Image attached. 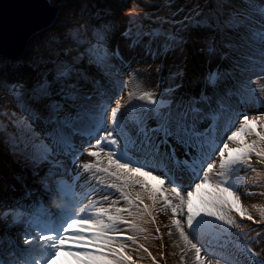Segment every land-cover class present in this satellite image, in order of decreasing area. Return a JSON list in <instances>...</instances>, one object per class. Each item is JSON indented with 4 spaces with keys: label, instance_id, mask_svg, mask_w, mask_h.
<instances>
[{
    "label": "snow or ice",
    "instance_id": "obj_1",
    "mask_svg": "<svg viewBox=\"0 0 264 264\" xmlns=\"http://www.w3.org/2000/svg\"><path fill=\"white\" fill-rule=\"evenodd\" d=\"M148 15L129 13L130 27L121 36L130 52L140 45L153 56L182 50L186 32L212 30L202 51L215 67L198 78L201 88L177 92L179 84L165 88L161 79L148 89L125 67L120 48H113L115 24L105 12L87 8L79 19H65L43 33L26 75L11 76L0 61V91L6 94L0 142L31 168L44 186L41 195L55 196L59 209L49 211L42 200L25 207L0 199V244L15 245L9 230L16 228L28 246L15 245L7 253L12 259L0 258V264H53L62 254L77 264H133L125 254L128 242L137 245L139 234L147 239L143 225H156L160 212L169 217L167 234L174 229L179 237L181 264L189 253L193 264H238L210 247L212 238L233 235L232 229L239 230L247 258L260 257L236 216L264 225V206L244 207L238 188L249 171L257 172L253 157L264 166V111L251 117L243 111L264 106V88L257 87L264 81V0L198 3L176 21L175 33L143 31L138 21ZM157 37L163 38V53L153 50ZM132 83L136 91L129 90ZM257 123L260 131L252 126ZM85 154L91 161L81 160ZM69 165L84 181L83 199H67L61 182L46 183L63 176ZM241 171L244 177H238ZM208 189L207 198L194 204V192ZM155 231L162 240L159 227ZM135 250L151 256L143 244ZM251 264H264V258Z\"/></svg>",
    "mask_w": 264,
    "mask_h": 264
},
{
    "label": "rangeland",
    "instance_id": "obj_2",
    "mask_svg": "<svg viewBox=\"0 0 264 264\" xmlns=\"http://www.w3.org/2000/svg\"><path fill=\"white\" fill-rule=\"evenodd\" d=\"M170 1H174L175 9V14L173 15L174 22L172 23L174 27L170 30L172 33H175L178 29H180V25L176 23V21L181 20L190 9L187 7H182L181 3H179L180 0ZM129 2L130 0H61L60 3L52 1L51 6L57 8L56 15L50 20L52 21L51 23L53 24L54 22V24L52 25L50 23V26L48 25L49 27L46 26L42 31L33 37H30L28 42L32 43V46L30 45L29 48L26 49L20 56L16 58L0 57V61H3L7 68L11 65H15L18 66L19 69L24 68L25 72L28 73L30 70L28 58L32 55L33 49L37 41L42 37L43 33L58 28L60 22L65 19H79L81 9H83V7L87 8L91 12H96L97 14H99L100 11L105 12L111 21L115 22L116 38L113 43V48L124 47L126 44H121V41L124 42V38L121 36V33H123L122 26L125 24L127 28L130 27L129 13L134 11V9H132L133 6H137V3L133 2L132 8H129ZM199 2L201 5H203L207 2V0H198L195 3L198 4ZM181 8H183L184 11L178 12V10ZM127 10L128 12H126ZM156 25H152L151 27L147 28L145 32L151 31L152 29L161 28L163 32L168 33V25L166 23L161 24L160 20H157ZM162 26H164L165 29H163ZM196 29L199 28H193L191 29L190 33H185V35H187L189 38L187 39V42L183 44L182 50L170 49L168 52L163 53L162 37H157V40L153 42L152 47L153 50L159 48V51L163 54L153 56L150 53H147L142 46H137L135 52H130L127 55H123L128 61L125 67L136 72L138 79L141 82H144L148 89H155L157 81L162 79L164 81L162 86L165 88H167L169 85H171L173 88H176V85L179 84L180 88H176L177 92H183L185 90H198L202 87V84L199 83V80L196 79V77H201L207 68L214 67L215 62L209 64L206 60L204 52L202 51V49L205 48L204 40L207 37L213 35L212 30L207 29L206 32H203L205 30L200 29L201 32H198ZM143 39V44H147L150 38L148 36H144ZM217 40H219V36H217ZM179 53H181L180 56H178ZM77 54L79 55L81 53L77 52ZM53 55L56 56L55 53H53ZM202 64L203 66H201ZM157 68H160L162 71L157 73ZM192 71H195L196 74H192ZM10 72H12V70H9V73ZM124 77L128 79L127 75H124ZM257 84L260 86V88H264V81H257ZM131 86H135L134 91H136L135 83H132ZM4 95V92L0 91V103L2 104L6 100ZM250 106H247L243 109L245 110L249 108L251 111L249 114L250 117L252 115H258L261 111H264V106L255 104ZM7 107L15 110L14 106L11 104H8ZM0 111L2 110L0 109ZM252 126L256 128V131H260L258 123ZM241 139H244V137H241ZM0 143L1 145L3 144L2 142ZM2 153L5 154L7 151ZM6 157L15 161L19 160V158L13 153L7 155ZM0 158L4 157L0 155ZM84 159L90 160L91 158L85 155ZM252 166L257 169V172L253 173L249 171L247 178L239 180L238 184L239 192L241 194V203L244 207L248 208H251L252 205L264 206V194H261L264 193V166L257 164L255 157H253ZM3 170L2 178L4 179L5 185L9 190V184L5 180L6 169L3 168ZM244 176V171L238 173V177ZM25 178L26 176L24 173L19 174V186L22 184V181L25 180ZM66 179L69 183H73L70 174L66 177ZM208 191L211 190H202L200 193L194 192L196 200L198 201L195 204H199L202 197L207 198ZM247 193L252 194L247 195ZM116 195H118V193ZM108 203L109 202H104L103 206L107 207ZM117 206L122 207L124 205L121 203ZM253 215L254 218H259L256 213H253ZM236 220L237 223L243 226L244 231L249 233V236L246 238L248 246L252 247L253 251L260 253V257H253L251 260L247 258L248 254L242 251L243 244L241 239L238 238L240 236L238 229L231 230L233 235L221 234L218 237L212 238L210 247L217 253L224 255L231 254L238 261V264H251L252 260L264 258V225L253 224L252 221L248 220H241L238 215L236 216ZM168 223L169 217L163 212H160L157 215L156 225H143V227H146L148 230L146 233L147 239L143 238L145 234H139L137 236V245L143 244L144 247L148 249L149 253H151V256L142 250H135L137 245H133L131 242H128V247L125 249V254L132 257L133 264H153V258H155V264H181L180 248L176 247V244L180 243L179 237L175 233L174 229L172 230V236L167 234L169 229L165 228L164 225ZM121 227L123 228L124 226ZM156 227H159L160 229V234L163 237L162 240L156 238ZM182 246L183 245L181 244V247ZM185 260L187 264H193L192 254L189 253L188 256L185 257Z\"/></svg>",
    "mask_w": 264,
    "mask_h": 264
},
{
    "label": "water",
    "instance_id": "obj_3",
    "mask_svg": "<svg viewBox=\"0 0 264 264\" xmlns=\"http://www.w3.org/2000/svg\"><path fill=\"white\" fill-rule=\"evenodd\" d=\"M49 1L0 0V55L20 56L30 37L52 22L57 8Z\"/></svg>",
    "mask_w": 264,
    "mask_h": 264
},
{
    "label": "bare ground",
    "instance_id": "obj_4",
    "mask_svg": "<svg viewBox=\"0 0 264 264\" xmlns=\"http://www.w3.org/2000/svg\"><path fill=\"white\" fill-rule=\"evenodd\" d=\"M52 1H56V0H50L49 3L52 4ZM133 9H134V11H132L133 16H138L139 17V16H143L144 13H148L149 14L148 16H144V18L142 20L138 21V23L141 25L143 31H145L147 28L151 27L152 25H156L157 20H160L161 24L166 23L168 25V32H171L170 29L172 27V23L174 22V19H173L174 16L173 15L175 14L174 1L171 3L170 0H152V3L149 4V0H140L139 7L138 8H134V6H133ZM140 9H143V13L140 11ZM53 24H54V22H53ZM156 26H158V25H156ZM162 28L165 29L164 26H162ZM159 29L161 31H163L161 28H159ZM143 41H144V39H143ZM30 45L32 46V43H29V42L26 43V45L24 46V49L25 48L28 49ZM140 46L143 47V45H140ZM24 51H23V53H24ZM179 54L181 55V53H179ZM121 55H122V52H121ZM180 55H178V56H180ZM0 57L8 58L9 56L0 55ZM9 68L10 67H8V69ZM4 96L6 97V94ZM0 154H2V153H0ZM2 155L5 156L4 154H2ZM13 168H14L13 169L14 173L19 171L18 169H16V166H14ZM67 174L71 175V173L69 171H67ZM9 182L14 187H16L14 185L13 178H10ZM46 183L49 185L48 181ZM41 186H42V184H41ZM23 200H24L23 205L25 207L33 204V202L31 200L26 198V195L23 197ZM49 211H51V210H49Z\"/></svg>",
    "mask_w": 264,
    "mask_h": 264
},
{
    "label": "trees",
    "instance_id": "obj_5",
    "mask_svg": "<svg viewBox=\"0 0 264 264\" xmlns=\"http://www.w3.org/2000/svg\"><path fill=\"white\" fill-rule=\"evenodd\" d=\"M196 1H198V0H180L179 3H181L182 7H184V8L187 7L189 9H191L194 7V5H196V3H195ZM133 2L137 3V6H134V8H138L139 4H140V0H130L131 5ZM170 2L172 3V1H170ZM199 4H200V2H199ZM55 58H56V56L53 55V59H55ZM21 72H25V69L22 68ZM0 151H1V153L5 152V151L10 152V149L8 147H6L4 144L1 145V143H0Z\"/></svg>",
    "mask_w": 264,
    "mask_h": 264
},
{
    "label": "clouds",
    "instance_id": "obj_6",
    "mask_svg": "<svg viewBox=\"0 0 264 264\" xmlns=\"http://www.w3.org/2000/svg\"><path fill=\"white\" fill-rule=\"evenodd\" d=\"M0 153H1V151H0ZM2 154H4V153H2ZM2 154H0V155H2ZM9 154H12V152L10 151V152H7V153H5L4 155L5 156H3L4 158H1V159H6L7 161H8V163H10V161H11V159H8L6 156L7 155H9ZM14 165H15V163H14ZM1 170H3V167L1 168ZM150 183H151V181H150ZM152 184V183H151ZM6 186V185H5ZM3 188V183H2V181H0V189H2ZM9 231H11V230H9ZM3 235V233H2V231H0V237ZM13 236V238H14V240L16 241V243H18V245L19 246H22V245H24L23 244V237H22V235H20L19 234V230H17V233L15 234V235H12ZM28 247V246H27ZM192 254V253H191ZM192 256H193V254H192Z\"/></svg>",
    "mask_w": 264,
    "mask_h": 264
}]
</instances>
